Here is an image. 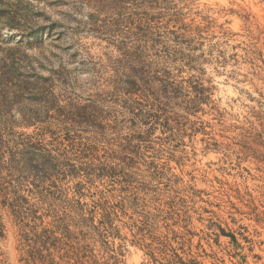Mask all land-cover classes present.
<instances>
[{
  "label": "rangeland",
  "instance_id": "obj_1",
  "mask_svg": "<svg viewBox=\"0 0 264 264\" xmlns=\"http://www.w3.org/2000/svg\"><path fill=\"white\" fill-rule=\"evenodd\" d=\"M130 57L170 72L141 117L113 86ZM31 65L62 103L93 107L72 128L90 158L63 160L77 172L57 184L27 169L16 192L4 158L0 264H264V0H0V105L25 135ZM55 221L73 226L60 251L32 253Z\"/></svg>",
  "mask_w": 264,
  "mask_h": 264
},
{
  "label": "trees",
  "instance_id": "obj_2",
  "mask_svg": "<svg viewBox=\"0 0 264 264\" xmlns=\"http://www.w3.org/2000/svg\"><path fill=\"white\" fill-rule=\"evenodd\" d=\"M48 62H50V58L41 56V61H39L40 68L45 67ZM118 64L119 67L114 69L115 79L113 81V86L115 85L116 92H123L125 99L129 102V107H143L139 110V113L135 115L136 117L144 116L145 112L150 111H146L147 109L161 104L163 98L160 95L167 92L170 72L164 70L160 77L159 73H154L153 75L148 74L150 72L146 73L145 70L140 68L144 66V61L136 58L135 61H133L132 57L129 59H120ZM10 70H14V67L12 66ZM28 71L29 74H27V76L36 77L35 81L37 84L42 85V92H40L39 95L28 94L30 100L37 102L36 109H25L23 114H20L22 118L35 116L32 120L29 119L27 123H22L21 125L26 128L35 127L34 132L30 135L18 134L15 132L14 127L16 125L14 126L13 123L7 121L13 119L15 116L13 112L19 113V111L16 110L12 112V106H9L7 100L0 105V164H4V158L8 159L6 166L10 168V173L16 170L20 177L14 178L16 175H12V177L11 175L7 177L0 176V181H6L11 177L13 182L10 183L11 185L9 188H12L15 192L19 190L21 186L20 182L23 181L21 176L24 175L23 172L27 169L32 170L34 182L42 184L49 182L57 184L60 178L69 176L68 174L70 173L74 174L73 171L76 173L78 166L76 164L66 163L63 160L69 159L81 163L84 162V157L90 158V155L83 148L80 137L75 135L72 128H81L82 125L91 126L92 123H94V121L90 120L92 117H90V113L93 111L92 106H78L73 101L62 103V100L55 94L54 89H45L48 82L52 85L53 81L50 80L52 77L45 78L40 75L32 65ZM55 76V78H57L58 75L55 74ZM136 95L142 97L136 99ZM155 95L158 96L155 98ZM5 98L6 97L3 96L1 99ZM150 102H152V104ZM52 126L57 128L58 133L61 131H66V133L62 138L56 136L58 133L55 136L52 135L53 139L46 143L47 135ZM5 135L8 139L7 142H5ZM68 155L77 157L72 159ZM80 165L83 167L80 174L83 172L84 175L89 176L91 172L90 167L83 165V163ZM5 190L6 189H4V191ZM8 190L9 189H7V191ZM0 192L3 193V189ZM1 198H3V206H11L10 209H12L16 203L18 204L17 207H20L21 203L27 200L18 194H15L12 201L7 199L8 197L6 196ZM105 209H107V205H105ZM55 222L56 223L50 225L47 229V233L43 236L45 241L38 243L40 244L39 246L35 245L38 246L39 249H37V247L34 248L32 253H42V251H45L51 255L52 252H49L50 250L60 251V247L64 244L65 238L67 237L62 236V238H59L57 235L63 232L64 234H68L70 232V227L73 226L72 223L69 224L65 221ZM46 240H49L51 243H46Z\"/></svg>",
  "mask_w": 264,
  "mask_h": 264
}]
</instances>
